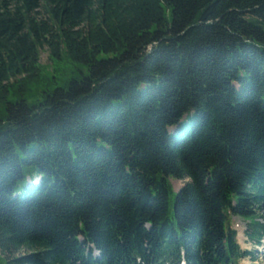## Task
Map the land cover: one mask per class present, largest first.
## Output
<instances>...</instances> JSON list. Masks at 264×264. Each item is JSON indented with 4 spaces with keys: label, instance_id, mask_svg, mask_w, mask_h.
Segmentation results:
<instances>
[{
    "label": "trees",
    "instance_id": "16d2710c",
    "mask_svg": "<svg viewBox=\"0 0 264 264\" xmlns=\"http://www.w3.org/2000/svg\"><path fill=\"white\" fill-rule=\"evenodd\" d=\"M45 46L88 73L7 101ZM1 105L7 264H238L233 216L264 239V0H0Z\"/></svg>",
    "mask_w": 264,
    "mask_h": 264
},
{
    "label": "rangeland",
    "instance_id": "374dc122",
    "mask_svg": "<svg viewBox=\"0 0 264 264\" xmlns=\"http://www.w3.org/2000/svg\"><path fill=\"white\" fill-rule=\"evenodd\" d=\"M46 18L47 15L44 9L40 8L38 19ZM39 61V78L31 79L26 91L19 85L15 89L10 87L8 92H4L7 101L15 103L24 99L29 105L39 104L44 100L47 93H52L59 86H65L73 77H81L82 73H88L86 65L73 61L65 51L59 59L50 58L48 46L41 49ZM0 112L4 117L6 114L5 106H0ZM185 181L174 177L169 178L171 208L177 191L183 186ZM260 215L264 222V208ZM247 223L248 221L242 217L234 216L232 218V225L237 231L240 246L243 250L253 253L250 254V257L244 258L241 264H264V239L258 246L252 243L247 237ZM23 253L24 251L20 252L21 255ZM0 264H7V258L2 252H0Z\"/></svg>",
    "mask_w": 264,
    "mask_h": 264
}]
</instances>
